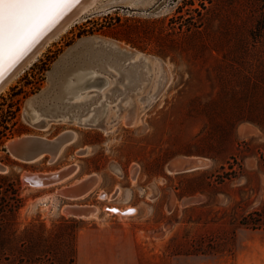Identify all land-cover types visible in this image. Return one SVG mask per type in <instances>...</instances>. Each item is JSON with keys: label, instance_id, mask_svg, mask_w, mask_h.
<instances>
[{"label": "rangeland", "instance_id": "rangeland-1", "mask_svg": "<svg viewBox=\"0 0 264 264\" xmlns=\"http://www.w3.org/2000/svg\"><path fill=\"white\" fill-rule=\"evenodd\" d=\"M186 1L97 0L0 91V164L6 166L0 196L23 198L20 227L78 223L76 264L232 258L264 229V0H213L205 10ZM93 37L151 61H138L139 78H129L107 64L110 54ZM159 79L163 87L142 109L141 122L116 118L142 107ZM95 119L106 132L87 126ZM31 121H48L47 128ZM64 131L76 135L50 164L47 157L21 162L6 151L19 136L52 138ZM186 157L206 164L171 171L173 160ZM74 164L77 171L63 184L35 188L21 178ZM93 174L100 179L86 196L55 194ZM68 204L96 205L98 213L64 215ZM125 206L137 212L112 211Z\"/></svg>", "mask_w": 264, "mask_h": 264}, {"label": "bare ground", "instance_id": "bare-ground-1", "mask_svg": "<svg viewBox=\"0 0 264 264\" xmlns=\"http://www.w3.org/2000/svg\"><path fill=\"white\" fill-rule=\"evenodd\" d=\"M96 1L97 0H81V3L76 8L72 9V11H70L61 20H59L55 24V26L52 27V29L50 31H48L36 43V45L32 48V50L30 52H28L27 55H25L23 57V59L16 65L15 68H13L10 72L5 73L4 76H3V78H0V91L6 86V84L9 82L10 79H12L13 77L16 76L17 72L20 69H22L25 65H28L32 60L35 59V56L38 55L41 50H43V48L45 47L46 43H48L53 38V36H55L56 34H58L61 31H63L66 27L69 26V24H71L78 17H80L85 12H87L93 6V4ZM90 39L93 40V43L100 42V43L104 44L102 46H104L106 52L110 54L108 56L109 57L108 58L109 61L104 60V62L107 61V64H112V68H113L114 71L118 72L117 70L119 69V70H121V72H124L127 76H129V78H133V77H136L135 79H138L139 78V76L141 74V70L140 69L142 67L139 66L138 61H140V62H141V60H147L149 62L151 61V58L149 56L144 55V54H141V53H139L137 51L131 50V49H129V48L125 47V46H122V45H120L118 43L111 42V41H106V40H103V39H100V38H97V37H93V38H90ZM90 39H89V41H91ZM119 53H120V55H118ZM127 56H130V59H129L130 61H127L128 63H126V60L129 57L127 59H124V57H127ZM120 59H122L123 63H121L122 61L121 62L119 61ZM83 62L86 63L87 61H83ZM132 68H134L136 71H133L131 73V69ZM136 68H138V69H136ZM119 73H120V71H119ZM159 76H162V75L159 73ZM89 78H92V77H89ZM89 78L84 79V81H82L78 85H83L84 83H86L87 80H89ZM131 82L133 84V81L132 80H131ZM162 82L163 81H161L159 79V80H156V83L155 82H152L151 83V85L149 87V91L147 92L148 97H144L145 98L144 99L145 101L143 102V106L142 107H139V106L136 105V108H134V107L132 109L129 108V109H127V113L126 114L117 115L116 118L120 117V120H122V123L125 124V125H130L131 123H135L136 124V123L141 122L142 121V117H143V115H142V109L145 108V106L153 98H155V96L162 89V87H163V83ZM76 83L73 84V85H69L68 86L69 88L67 87V85L65 87L63 86L64 87V90L66 91V90H69L71 88H74V86H76ZM91 84H93V83H91ZM70 91H72V90H70ZM35 99L36 98H33V101ZM131 106H133V105L131 104L130 107ZM81 108H82V106H81ZM92 117H93V115L87 121H85V123L86 122H87V124L91 123L92 122ZM116 118L115 117L110 118L111 120L107 122L109 124V126L114 127V124H115L114 122H116ZM97 120L98 119H95L94 122L99 123ZM37 122H41V121H36V122L35 121L34 122L31 121L30 124H35ZM46 122L48 123V121L41 122L40 123L41 125L39 124L37 128L40 129V130H45L47 128V125H46L47 123ZM99 126H101L102 129L106 132L107 125H101L100 124ZM68 132H70V131H68ZM70 133L73 134V138H74V136L76 135V133L73 132V131L70 132ZM68 145H69V143H65L61 147V149L59 150V152L56 155H54V156L40 155V156H38L37 158H35L33 160L27 161V163L36 162V161H39V160L43 159L44 157H47V163L50 164V163H52L65 150V148ZM204 164H206L204 160H199V165L198 166H202ZM198 166L193 165L192 168H196ZM77 167L78 166L76 164H74V165L65 166V167L60 168V169H57L55 171L53 170V171L45 172V173L40 172V173H30L29 174V172H27L25 174H22L21 175V178H22L23 182H25V178L28 180L29 177H34V178H36L35 180H41L42 177H48V176L49 177H55L56 179L53 180V182H50V183H43L42 181H38V182H31V184H30V183L26 182L28 185L33 186L35 188L51 187V186H55L57 184L59 185L60 183L64 182L65 180H67L68 178H70L72 175H74L75 172L77 171ZM175 172H177V171H175ZM84 179H88L89 184L87 185V190H85L82 194H80L78 196H73V197H66V196H63V195H61V196L65 197V198H67L69 200H75V199H78V198H82V197L86 196L89 192L92 191V189L98 184L100 177L97 174L87 175L86 177H83L81 179H78V180L73 181L72 183H70V185L68 187L65 186V188H63V189L70 188V187H74L80 181H82ZM63 189H61V188L58 189V190L56 189L57 191L55 192V194L56 193H58V194L61 193V191ZM115 192H117V188H116V191ZM52 194L53 193H49V194H46V195L47 196H51ZM99 195L100 196H103V198H105V199H109L110 197H112V195H109L107 193L105 195H104V193H100ZM77 206L78 205H76V204H73V205H69L68 204L66 206H63L61 208V213H63L65 215L66 214L65 211L68 212V209H71V208L74 209ZM85 207H87V206H85ZM87 209L89 210V213L86 216H83V217H96V215L98 213V207L97 206H95V207L88 206ZM115 210L116 211H114V212H117V214L119 216L121 214H128L129 215V214H132V213H136L137 212L136 208H133L132 206H125V207H121V208H118V209H115Z\"/></svg>", "mask_w": 264, "mask_h": 264}, {"label": "trees", "instance_id": "trees-1", "mask_svg": "<svg viewBox=\"0 0 264 264\" xmlns=\"http://www.w3.org/2000/svg\"><path fill=\"white\" fill-rule=\"evenodd\" d=\"M194 1L205 10L213 0L184 4L192 6ZM23 204L20 196H0V264H76L80 225L74 220H62L50 229L37 221L20 227L17 213Z\"/></svg>", "mask_w": 264, "mask_h": 264}, {"label": "snow or ice", "instance_id": "snow-or-ice-1", "mask_svg": "<svg viewBox=\"0 0 264 264\" xmlns=\"http://www.w3.org/2000/svg\"><path fill=\"white\" fill-rule=\"evenodd\" d=\"M80 3L81 0H0V78Z\"/></svg>", "mask_w": 264, "mask_h": 264}, {"label": "water", "instance_id": "water-1", "mask_svg": "<svg viewBox=\"0 0 264 264\" xmlns=\"http://www.w3.org/2000/svg\"><path fill=\"white\" fill-rule=\"evenodd\" d=\"M121 51V50H120ZM87 124V122L85 123ZM90 124V123H89ZM100 124L95 123L87 126H95L98 127ZM73 141V134L64 131L57 135H55L52 138H46L39 135H25V136H19L15 139H11L6 144V151L10 156H12L14 159L21 161V162H27L30 160H33L37 158L40 155H48V156H54L56 155L61 147L65 143H69ZM80 154H84L85 150H80ZM193 165L198 166L199 160L197 159H190V158H180L173 160L170 163V169L171 171H189L195 168H192ZM199 167V166H198ZM197 168V167H196ZM5 167L0 164V171L5 172ZM34 177H29L27 180L25 178V182H28L31 184V182H38L42 181L43 183H50L55 180V177H42L41 180H35ZM89 184L88 179H84L80 181L76 186L63 189L61 191V195L66 197H73L78 196L82 194L85 190H87V185ZM89 213V210L85 206H77L74 209H68V214L73 217H83L86 216Z\"/></svg>", "mask_w": 264, "mask_h": 264}, {"label": "crops", "instance_id": "crops-1", "mask_svg": "<svg viewBox=\"0 0 264 264\" xmlns=\"http://www.w3.org/2000/svg\"><path fill=\"white\" fill-rule=\"evenodd\" d=\"M179 261H183V264H264V229L258 230L252 239L243 244L240 251L232 258L216 260L185 257L179 258Z\"/></svg>", "mask_w": 264, "mask_h": 264}, {"label": "built area", "instance_id": "built-area-1", "mask_svg": "<svg viewBox=\"0 0 264 264\" xmlns=\"http://www.w3.org/2000/svg\"><path fill=\"white\" fill-rule=\"evenodd\" d=\"M114 213V212H113Z\"/></svg>", "mask_w": 264, "mask_h": 264}]
</instances>
